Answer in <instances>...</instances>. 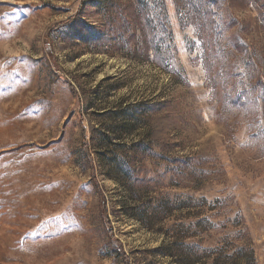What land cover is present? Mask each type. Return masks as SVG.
Here are the masks:
<instances>
[{"label": "rangeland", "instance_id": "1", "mask_svg": "<svg viewBox=\"0 0 264 264\" xmlns=\"http://www.w3.org/2000/svg\"><path fill=\"white\" fill-rule=\"evenodd\" d=\"M0 264H264V0H0Z\"/></svg>", "mask_w": 264, "mask_h": 264}, {"label": "trees", "instance_id": "2", "mask_svg": "<svg viewBox=\"0 0 264 264\" xmlns=\"http://www.w3.org/2000/svg\"><path fill=\"white\" fill-rule=\"evenodd\" d=\"M137 1H138V3L141 2V0H137Z\"/></svg>", "mask_w": 264, "mask_h": 264}]
</instances>
